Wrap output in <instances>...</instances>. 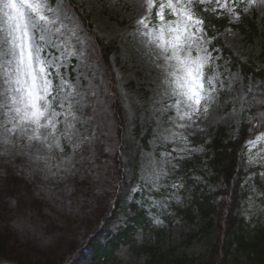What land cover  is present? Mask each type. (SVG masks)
<instances>
[{
	"label": "rangeland",
	"instance_id": "374dc122",
	"mask_svg": "<svg viewBox=\"0 0 264 264\" xmlns=\"http://www.w3.org/2000/svg\"><path fill=\"white\" fill-rule=\"evenodd\" d=\"M6 2L0 0V181L12 173L29 188L22 183L14 189L18 195L10 201L0 229L7 225L19 239L35 242L44 249L52 246L55 259L73 245L87 244L93 230L99 227L96 213L108 204L110 188L116 180L111 169L119 148L114 138L113 82L131 124L140 125L143 134L149 130L151 134L148 148L141 151L139 182L133 190L141 196L138 201L151 212L165 208L170 201L156 198L155 194L169 185H181L180 180L171 177L169 163L201 159L205 162L194 171V178L199 185L218 194L213 203L219 206L218 214L210 218L215 225L223 223L232 203V191L222 182L212 184L214 173L206 164L210 156L208 146L211 134L220 128L227 129L231 138L236 136L255 89L251 79L246 81L230 59L210 49L213 40L206 31L203 42L197 45L211 55L206 91L199 111L188 108L190 115H182L186 105L182 102L177 106L178 97L173 95L166 77L169 69L154 37L146 36L139 24L146 16L156 21L155 13L167 0H155L151 12L147 0H43L45 14L52 23L45 27L44 39L38 40L39 30L36 39L52 77L58 123L54 131L43 128L40 139L30 140L32 126H27V131L22 127L12 130L18 121L13 120V105L8 99L11 90L6 79L10 59L5 42ZM182 2L185 7L203 6L217 17H226L230 27L215 38L240 64L251 63L264 69V0H220L222 6L216 0ZM171 15L165 9L166 18ZM244 15H257L258 33L252 40L239 29ZM119 21L125 23L121 25ZM157 26L153 23L148 32ZM97 38L116 46L110 69L100 53ZM253 94L254 102L263 106L254 109L262 121L264 90ZM253 119L250 116L247 123ZM196 138L204 139V145L191 141ZM245 144V176L236 212L238 220L252 230L264 225V131ZM33 198L41 207L30 205ZM161 212L154 214L153 220L155 230H159L156 247L161 252H184L199 259L208 251V243L217 240V228L208 236L201 232V217L198 216L196 225L188 226L180 224L170 213ZM49 225L60 230L48 234L44 227ZM137 237L142 239L140 234ZM70 258L73 255L64 260L69 262Z\"/></svg>",
	"mask_w": 264,
	"mask_h": 264
},
{
	"label": "trees",
	"instance_id": "16d2710c",
	"mask_svg": "<svg viewBox=\"0 0 264 264\" xmlns=\"http://www.w3.org/2000/svg\"><path fill=\"white\" fill-rule=\"evenodd\" d=\"M197 15L204 20L212 32L222 31L229 24L226 18H216L196 6ZM125 22L119 21V24ZM256 19L245 18L239 29L243 34L252 38L257 34ZM96 43L108 69L111 68V56L116 52V46L105 43L97 38ZM226 55L229 52L220 46ZM234 66L239 67L246 81L251 79L255 91L264 90V69L255 68L250 64H240L232 59ZM115 100L112 103V113L115 118L116 128L114 138L118 141V151L114 156L111 169L116 177L115 185H111V194L108 204L101 212H97L98 225L93 230L92 237L86 245L81 247L73 245L70 250L58 259L53 253L52 246L44 249L41 245L28 240L19 239L9 228L0 229V262L13 264H65L67 255H76L71 264H264V225L250 230L243 221H239L236 208L239 204L240 185L245 176L242 159L246 149L245 141L264 131V120L257 116L256 107L262 109V104L254 102L255 91L250 94V104L243 112L237 134L231 138L228 130L218 129L211 134L209 145L210 156L207 158V167L215 174L213 184L222 182L232 191L231 204L227 207L228 216L221 224H214L210 218L217 215V208L213 203L218 194L207 190L194 178V171L202 165L204 160L173 161L168 165L171 177L180 180L181 185H169L162 189L157 196L170 197L171 203L166 209L152 210V215L138 202H131L132 189L136 185L139 175V162L141 151L149 146L150 130L143 134L140 125H132L125 110L124 101L113 82ZM253 89V90H254ZM258 104V105H257ZM264 111V109H263ZM251 123H247L249 117ZM194 142V139L191 140ZM196 144H204V139L196 138ZM107 181V180H106ZM25 183L19 177L8 174L0 181V223L5 221L6 211L10 201L17 197L14 189ZM29 188L28 184H24ZM233 188V189H232ZM222 192V191H221ZM179 194L181 201H174L173 197ZM220 194V193H219ZM97 202V201H96ZM32 207H41V203L32 199ZM98 206V205H97ZM97 208V207H96ZM170 213L179 223L194 226L198 216L204 224L201 232L208 236L215 228L220 232L215 242L208 243V251L201 258H191L184 252H161L156 247L158 229L153 225L154 214ZM7 223V222H6ZM48 234L60 230L56 225L44 227ZM142 235V239L137 236ZM85 247V252L76 253ZM37 258L34 261L29 258ZM30 254V255H29ZM143 257V260L141 259Z\"/></svg>",
	"mask_w": 264,
	"mask_h": 264
},
{
	"label": "snow or ice",
	"instance_id": "6c2138e0",
	"mask_svg": "<svg viewBox=\"0 0 264 264\" xmlns=\"http://www.w3.org/2000/svg\"><path fill=\"white\" fill-rule=\"evenodd\" d=\"M216 3L222 6L220 0ZM147 6L151 12L155 0H147ZM3 8L7 10L5 42L9 45L10 56L6 77L11 90L8 99L13 105V120L18 121L13 124L12 130L22 127L23 131H27V126H32L33 135L29 139L38 140L41 129L51 128L54 131L58 123L55 120V89L38 42L44 39L42 33L52 21L45 14L43 0H7ZM159 8L155 13L156 21L146 16L139 24L146 36L154 37L169 69L166 77L173 95L178 97L177 106L182 102L186 105L182 115H190L187 109L198 112L206 91V69L211 55L206 48L197 46L203 42L205 22L192 8L185 7L182 0H167ZM165 9L170 10L172 15L166 18ZM153 23L158 26L149 33L148 28ZM37 30L41 33L38 40Z\"/></svg>",
	"mask_w": 264,
	"mask_h": 264
}]
</instances>
